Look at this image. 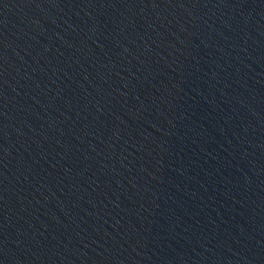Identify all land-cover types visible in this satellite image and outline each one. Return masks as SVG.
<instances>
[{"label": "water", "instance_id": "95a60500", "mask_svg": "<svg viewBox=\"0 0 264 264\" xmlns=\"http://www.w3.org/2000/svg\"><path fill=\"white\" fill-rule=\"evenodd\" d=\"M0 264H264V0H0Z\"/></svg>", "mask_w": 264, "mask_h": 264}]
</instances>
